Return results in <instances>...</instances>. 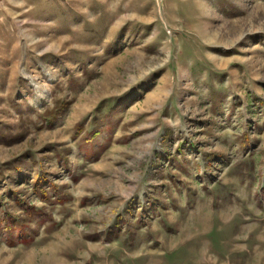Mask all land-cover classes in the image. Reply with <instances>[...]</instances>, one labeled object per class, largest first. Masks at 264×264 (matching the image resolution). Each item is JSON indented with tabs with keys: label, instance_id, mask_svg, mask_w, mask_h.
I'll list each match as a JSON object with an SVG mask.
<instances>
[{
	"label": "rangeland",
	"instance_id": "374dc122",
	"mask_svg": "<svg viewBox=\"0 0 264 264\" xmlns=\"http://www.w3.org/2000/svg\"><path fill=\"white\" fill-rule=\"evenodd\" d=\"M0 264H264V0H0Z\"/></svg>",
	"mask_w": 264,
	"mask_h": 264
},
{
	"label": "trees",
	"instance_id": "16d2710c",
	"mask_svg": "<svg viewBox=\"0 0 264 264\" xmlns=\"http://www.w3.org/2000/svg\"><path fill=\"white\" fill-rule=\"evenodd\" d=\"M55 113L56 112H54L53 114H51L50 115V118H46L45 120V122L46 123H50L52 120H53V118H54V115H55ZM38 183H35V185H37ZM44 191H42L41 193H43ZM47 195V194H46ZM32 214V213H31ZM37 217H40V216H36V218ZM21 227V225H13V224H11V225H8L7 226V228H5V229H9V230H7V231H10V232H14V231H23V228H20ZM13 228H16L15 230H13ZM23 234V235H22ZM12 236V237H11ZM20 236H22V238H25V234L23 233V232H21V235ZM10 237H11V239L13 238V235H10ZM10 239V240H11ZM25 240V239H24ZM25 243H26V241H24Z\"/></svg>",
	"mask_w": 264,
	"mask_h": 264
}]
</instances>
